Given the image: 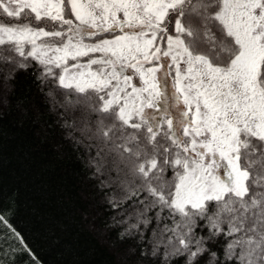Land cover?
<instances>
[{"label":"snow or ice","instance_id":"obj_1","mask_svg":"<svg viewBox=\"0 0 264 264\" xmlns=\"http://www.w3.org/2000/svg\"><path fill=\"white\" fill-rule=\"evenodd\" d=\"M4 66L48 85L141 257L264 264V0H0Z\"/></svg>","mask_w":264,"mask_h":264},{"label":"trees","instance_id":"obj_2","mask_svg":"<svg viewBox=\"0 0 264 264\" xmlns=\"http://www.w3.org/2000/svg\"><path fill=\"white\" fill-rule=\"evenodd\" d=\"M9 67L0 73V205L34 255L13 254L20 244L5 230V264H151L135 239L120 240L127 213L97 188L88 145L70 139L48 85L34 68L4 80Z\"/></svg>","mask_w":264,"mask_h":264},{"label":"rangeland","instance_id":"obj_3","mask_svg":"<svg viewBox=\"0 0 264 264\" xmlns=\"http://www.w3.org/2000/svg\"><path fill=\"white\" fill-rule=\"evenodd\" d=\"M8 70H9V68H8Z\"/></svg>","mask_w":264,"mask_h":264}]
</instances>
